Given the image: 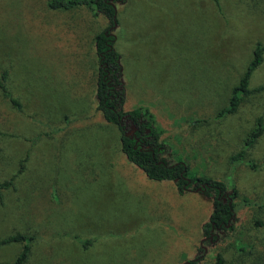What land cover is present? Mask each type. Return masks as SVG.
Listing matches in <instances>:
<instances>
[{
    "label": "rangeland",
    "instance_id": "rangeland-1",
    "mask_svg": "<svg viewBox=\"0 0 264 264\" xmlns=\"http://www.w3.org/2000/svg\"><path fill=\"white\" fill-rule=\"evenodd\" d=\"M49 1L0 0V78L8 73L7 90L20 104L0 89V182L17 174L0 198V240L33 237L24 264H185L197 255L213 264L218 253L225 264H264V0L115 3L124 109L147 107L167 158L185 163L190 177L224 182L236 205L232 230L213 231L211 243L202 228L212 198L199 188L179 193L174 182L150 180L123 161L113 124H64L61 114L75 116L85 102L75 96L89 90L91 76L97 81L94 39L107 20ZM256 47L261 62L249 94L221 117ZM95 91L85 94L94 111ZM73 236L93 242L84 249ZM23 245L0 246V263L13 262Z\"/></svg>",
    "mask_w": 264,
    "mask_h": 264
},
{
    "label": "trees",
    "instance_id": "trees-1",
    "mask_svg": "<svg viewBox=\"0 0 264 264\" xmlns=\"http://www.w3.org/2000/svg\"><path fill=\"white\" fill-rule=\"evenodd\" d=\"M124 0H50L48 6L52 9L70 10L79 6H85L93 12L94 16L102 15L107 20L106 28L96 35L94 39L95 50L98 61V76L96 83V108L94 118L100 116L101 120L113 124L120 133L121 151L127 161L139 168L144 175L153 181H172L175 183L179 193L193 192L198 188L200 193L212 198V212L209 220L203 225V236L208 242L212 231L220 229L221 232L232 230V223L236 212V205L232 198L226 194V184L221 181L204 177H190L188 167L183 162L172 163L167 158V148L163 142V131L158 125L155 116L147 107H137L131 110L124 109L125 94L121 82L122 68L119 62V54L115 51V34L117 27V12L115 3H123ZM261 49L256 47L253 60L248 65L246 72L240 78L239 83L232 90L229 106L221 112L225 114L236 111L240 96L249 94V79L252 72L261 62ZM7 73L3 72L0 78V89L3 90L10 102L20 108L18 101L13 100L5 85ZM261 89H264L262 87ZM98 120V119H97ZM262 133V128L252 133L245 141L244 148L231 158V162L243 160L245 149ZM17 175V174H16ZM14 175L9 180L0 182V198L2 192L14 189ZM19 175V174H18ZM33 237L22 234H15L0 240V246L10 243H23L21 252L11 263L0 264H24L30 251V243ZM73 240L78 241L82 248L86 249L93 241L91 239L78 240L73 236ZM204 244V242L202 243ZM199 247L198 253L203 252V247ZM202 255H197L195 259L185 264H199ZM213 264H225L222 254L215 256ZM262 264V263H259Z\"/></svg>",
    "mask_w": 264,
    "mask_h": 264
},
{
    "label": "crops",
    "instance_id": "crops-1",
    "mask_svg": "<svg viewBox=\"0 0 264 264\" xmlns=\"http://www.w3.org/2000/svg\"><path fill=\"white\" fill-rule=\"evenodd\" d=\"M6 80H8V73H7V76H6V79H5V85H6V88H7V84H6ZM85 81H86V77H85ZM96 83L97 81L95 80V78L93 76L90 77V80H89V84L88 82H86V84L84 85L83 87V90L85 89V86L88 87V91H82V92H79L75 97H77L78 99H84V106H77L75 107L73 113L75 114V116H72L71 114H69V112L67 111H64V113L61 114V119L64 121V124H67L69 125L68 123H66V120L67 119H74L75 121H77V123H75V126H84L83 122L87 121L88 118L90 117H94L96 114H95V111L93 110L92 108V105H91V100H89L87 97H85V94L88 93L89 94V97L91 98L92 97V94H93V90L95 89L96 87ZM8 91V90H7ZM11 91V90H10ZM9 93V92H8ZM12 93V91L10 92ZM9 93V94H10ZM11 95V94H10ZM13 98V97H12ZM88 115V116H87ZM71 117H74V118H71ZM98 121L100 123H106L104 121L101 120L100 116L97 118ZM107 124V123H106ZM72 137L74 136H70V137H60V142L62 143H65V142H69L71 141ZM76 137V136H75ZM91 137V136H90ZM102 141L105 142V144L108 142V140H106V138H102ZM119 142H120V138H119ZM84 151V150H82ZM120 151H121V143H120ZM122 152V151H121ZM102 153L105 157V159H108L109 158V147L106 146L105 149L102 150ZM83 158V157H82ZM123 161H127L126 157L124 156L123 157ZM128 162V161H127ZM129 163V162H128ZM78 165L79 167L81 168H85V164L81 161H78ZM136 167V166H135ZM105 168H108V164L107 166H103L101 169H105ZM139 169V168H138Z\"/></svg>",
    "mask_w": 264,
    "mask_h": 264
},
{
    "label": "flooded vegetation",
    "instance_id": "flooded-vegetation-1",
    "mask_svg": "<svg viewBox=\"0 0 264 264\" xmlns=\"http://www.w3.org/2000/svg\"><path fill=\"white\" fill-rule=\"evenodd\" d=\"M215 231H221L220 229H217V230H215ZM213 231L211 232V235L209 236V239H210V241H212L213 239ZM217 238H218V235H216V239L215 240H217ZM206 238H204L203 240H205Z\"/></svg>",
    "mask_w": 264,
    "mask_h": 264
},
{
    "label": "water",
    "instance_id": "water-1",
    "mask_svg": "<svg viewBox=\"0 0 264 264\" xmlns=\"http://www.w3.org/2000/svg\"><path fill=\"white\" fill-rule=\"evenodd\" d=\"M198 190H200V189H198ZM202 243V242H201Z\"/></svg>",
    "mask_w": 264,
    "mask_h": 264
}]
</instances>
